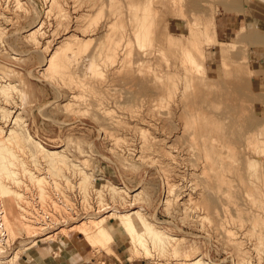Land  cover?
Returning a JSON list of instances; mask_svg holds the SVG:
<instances>
[{"label":"rangeland","instance_id":"rangeland-1","mask_svg":"<svg viewBox=\"0 0 264 264\" xmlns=\"http://www.w3.org/2000/svg\"><path fill=\"white\" fill-rule=\"evenodd\" d=\"M252 2L0 0V141L14 129L22 147L4 142L16 174L0 176V264H76L77 250L82 264H264V46L242 23ZM134 210L175 238L166 253L131 254L107 215ZM98 220L111 251L86 239Z\"/></svg>","mask_w":264,"mask_h":264},{"label":"bare ground","instance_id":"bare-ground-1","mask_svg":"<svg viewBox=\"0 0 264 264\" xmlns=\"http://www.w3.org/2000/svg\"><path fill=\"white\" fill-rule=\"evenodd\" d=\"M139 4V3H138ZM135 5V4H134ZM134 5L132 7H134ZM149 6V5H148ZM163 8V7H162ZM144 10V9H143ZM146 10V9H145ZM147 11V10H146ZM152 11V10H151ZM164 11V10H163ZM138 12V10H137ZM145 12V11H144ZM143 12V13H144ZM142 13V14H143ZM140 14V15H142ZM157 14V13H156ZM125 15V14H124ZM132 15V14H131ZM164 15V14H163ZM56 16V15H55ZM61 16V15H60ZM137 16V15H135ZM134 16V17H135ZM143 18H144V15H142ZM141 16V17H142ZM54 17V16H53ZM140 17V16H139ZM153 19V18H152ZM129 21V19H128ZM138 21V20H137ZM141 19H140V22L139 24L141 23ZM149 22H151L149 20ZM94 24V23H93ZM145 24V23H144ZM138 24H136L137 26ZM92 26V25H91ZM190 26V25H189ZM135 27V26H134ZM145 27V28H144ZM142 28L143 32H137L135 31L134 34L136 35V37L138 38L139 36H143V35H147V30L146 26H144ZM91 28V27H90ZM126 28V27H125ZM136 28V27H135ZM34 29V28H33ZM110 29V28H109ZM145 29V31H144ZM131 30V29H130ZM134 30V28H133ZM132 30V31H133ZM190 29H188L189 31ZM34 32H37V29L35 31H33L32 33H30V36L33 37L32 35L34 34ZM87 32V31H86ZM109 32V31H108ZM192 32V31H191ZM145 33V34H144ZM149 34V32H148ZM151 34V33H150ZM149 34V35H150ZM192 35V34H191ZM65 37V36H64ZM143 38V37H142ZM64 39V38H63ZM94 39V38H93ZM136 39V38H135ZM148 39V38H147ZM108 40V39H107ZM142 40V39H141ZM74 41V39H73ZM84 41V40H83ZM139 41V40H138ZM145 41V40H144ZM194 38L193 36L192 37H187L184 41L185 43V50L187 49V54H188V57L189 59L191 60V62H193V53L196 49L194 43ZM126 42V41H125ZM84 43V42H83ZM117 42H115L116 44ZM130 43V42H129ZM143 43V42H142ZM76 44V43H75ZM61 45V44H60ZM66 45V44H65ZM118 45V43H117ZM127 45V44H126ZM72 46V45H71ZM84 46V45H83ZM86 46V45H85ZM116 46V45H115ZM138 46V45H137ZM55 47V46H54ZM69 48V47H68ZM67 48V49H68ZM79 48V47H78ZM97 48V47H96ZM59 47L55 48L54 49V52L52 53V55L50 56V58L48 59V63L50 64H53L54 63V60L56 59L57 57V51H59ZM109 49V48H108ZM74 50V49H73ZM162 50V49H161ZM164 50V49H163ZM144 51V50H143ZM77 52V51H76ZM164 52V51H163ZM67 53V52H66ZM130 53V52H129ZM144 53V52H143ZM157 53V52H156ZM185 53V52H184ZM126 54V53H125ZM161 54V53H160ZM115 55V54H114ZM59 56V55H58ZM173 56V55H172ZM186 56V54H185ZM58 58V57H57ZM154 58V57H153ZM161 58V57H160ZM163 58V57H162ZM188 59V61H189ZM149 60V59H148ZM164 60V59H163ZM57 61V59H56ZM55 61V62H56ZM100 61V60H99ZM186 62V61H185ZM71 63V62H70ZM56 64V63H55ZM47 66V65H46ZM45 68V67H44ZM53 68V67H52ZM62 68V67H61ZM68 68V67H67ZM65 70V69H64ZM50 71V69H49ZM2 88V87H1ZM6 89V88H5ZM2 90V89H1ZM11 91V90H10ZM17 121V118H15L14 120V123H16ZM16 131L14 129L10 130L4 140V142L7 140H12L13 142H17V146L20 147L22 149V147L20 146V144H18V142H20V140H16L17 138V135L19 137V134L17 132V135H15ZM28 133V132H27ZM19 139V138H17ZM21 139V138H20ZM25 141L26 142H29L31 143L32 145L35 146V148L40 152L42 153L41 155L43 157H45L46 159H48L49 161L50 160H54V159H59V157H61V154L59 151H56V150H48L46 148H44L40 143H38V141L32 139L30 137V135H27L25 137ZM4 142L0 141V176H3L5 175L6 177H10L12 179L15 178V174L16 172L11 170L9 166H13V159L15 158V154L12 152V149H10V147H6L4 145H6ZM4 143V144H3ZM11 143V141L9 142ZM39 153V154H40ZM36 158V157H35ZM60 163L63 161H61L60 159L57 161ZM21 162V161H20ZM56 161L55 162H52L53 163H57ZM24 164V163H23ZM252 164V163H251ZM55 165V164H54ZM24 166V165H23ZM56 168V167H55ZM23 171H27L30 175V177H35L33 176V174L29 171V169L27 170L26 168H22ZM39 180V178H38ZM16 182V181H15ZM18 182V181H17ZM1 188H3V186H0ZM4 189V188H3ZM6 190V189H4ZM140 193V192H138ZM138 193L136 194H133L132 196H136ZM16 195H18L16 193ZM22 195V194H21ZM131 196V197H132ZM239 212V211H238ZM107 216H109V218L111 219H116L119 224L121 225V227L123 228V230L125 231L127 237H128V243H129V250L131 251V254H133L134 252L137 251V247L140 248L143 253L147 256H150L151 255V250L148 248L147 246V243H149L155 251H157V253H166V249L167 247L166 246H169L167 244H170V242L172 240H174L175 238L173 237H170L168 235H166L162 230L158 229V227L154 226V224H151L149 222V220H147L148 218L146 216H144L143 214L139 213V211L137 210H134V211H130V212H126V213H118V212H111L109 213ZM106 216V217H107ZM136 222H135V221ZM90 221V220H89ZM114 222V221H113ZM116 222V221H115ZM87 223V222H86ZM92 226H89L87 228L84 229L83 231V227L81 228V230L84 232V234L86 235V239L87 241H89V244H91V246H95L99 249H104V250H110L111 251V245L114 241L115 238H113V235H112V232H111V229L108 228L104 223L103 221L101 220H98L96 222H91ZM90 225V222L89 224ZM137 225L140 226V229L137 228ZM80 226V225H79ZM77 226V227H79ZM87 226V224H86ZM80 228V227H79ZM63 230V229H62ZM80 230V229H79ZM229 231V230H228ZM61 232V231H60ZM81 232V231H80ZM231 233V232H230ZM55 235V234H54ZM232 241V240H231ZM106 244H105V243ZM236 242V241H235ZM93 243V244H92ZM176 244V243H175ZM96 248V249H97ZM113 252V250H112ZM176 252V251H175ZM105 253V252H104ZM115 253V252H114ZM172 253V252H171ZM130 254V255H131ZM161 254V255H162ZM130 255L128 256V258L130 257ZM160 255V254H159ZM165 255V254H164ZM176 255V254H175ZM171 256V255H170ZM169 256V257H170ZM167 257V256H166ZM201 261V260H200ZM199 260H195L194 261V264H201Z\"/></svg>","mask_w":264,"mask_h":264},{"label":"crops","instance_id":"crops-1","mask_svg":"<svg viewBox=\"0 0 264 264\" xmlns=\"http://www.w3.org/2000/svg\"><path fill=\"white\" fill-rule=\"evenodd\" d=\"M259 2H252L249 5V12L250 14L247 16L242 17V23H254L255 25L250 28L252 36H254L255 45L264 46V0H258ZM260 73L261 77L258 76L255 81L256 85L262 89L258 94H260L261 100L257 102V105L264 106V67L258 68L256 70ZM83 251V250H82ZM56 252V251H55ZM55 252H53V258L55 256ZM81 251L77 250L74 253V260L77 258L78 262L76 264H82L83 259L79 256ZM86 252V251H85ZM94 256V254H93ZM61 257V256H60ZM64 257V256H63ZM83 260V261H81ZM54 261V262H53ZM70 261V260H69ZM53 263L49 262L48 264H72L69 262L64 261V259H53Z\"/></svg>","mask_w":264,"mask_h":264}]
</instances>
